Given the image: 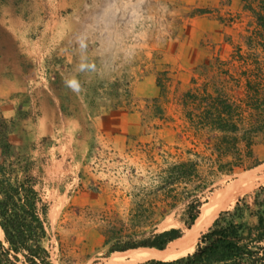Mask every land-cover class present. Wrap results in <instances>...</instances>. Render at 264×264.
Segmentation results:
<instances>
[{
    "label": "rangeland",
    "instance_id": "obj_1",
    "mask_svg": "<svg viewBox=\"0 0 264 264\" xmlns=\"http://www.w3.org/2000/svg\"><path fill=\"white\" fill-rule=\"evenodd\" d=\"M246 2L252 0H0V124L16 129L2 141L44 171L53 264H105L131 224L174 226L164 209L188 190L207 186L208 200L260 176L245 194L252 203L264 188V86L256 96L245 77L222 84L229 68L240 77L239 63L215 61H228L237 46L250 61L264 56L242 39L254 27ZM168 45L180 49L179 63H167ZM81 62L91 67L81 72ZM255 68L246 69L252 76ZM73 76L79 92L65 84ZM204 89L220 98L222 124L235 131L202 129L210 127ZM158 106L164 113L154 117ZM23 127L34 152L17 132ZM215 141L237 144L220 153L233 166L208 167ZM189 161L199 173L177 178L176 165Z\"/></svg>",
    "mask_w": 264,
    "mask_h": 264
},
{
    "label": "trees",
    "instance_id": "obj_2",
    "mask_svg": "<svg viewBox=\"0 0 264 264\" xmlns=\"http://www.w3.org/2000/svg\"><path fill=\"white\" fill-rule=\"evenodd\" d=\"M244 8L251 13L254 27L249 36H243L242 39L248 48L260 47L264 51V0H252L249 4L246 2ZM251 58L252 55L247 58L242 54V46L236 47L228 61L216 58L215 61L223 66L235 68V64L239 63L238 70L241 71L240 77L234 79L235 75L229 74V68L222 84L227 85L232 80L240 85L241 78L245 77L246 88L258 96L264 86V56L250 61ZM251 65L256 67L252 76L250 69H246ZM157 85L162 94L164 86L160 84V80ZM206 91L204 89L206 96L203 101L208 109L204 116L210 127L202 129L213 132L235 131V126L229 128L222 124L224 119L221 115L225 113L217 111L216 103L220 98H213ZM163 113L162 107L158 106L153 116L161 117ZM10 124H0V264H53L47 248L50 238V207L43 198L44 171L31 156H15L13 145L2 141L16 131L9 127ZM25 125L29 130L32 129L31 124ZM26 127L17 132L30 152H34L36 145L33 139H28ZM229 148L237 149V144L231 148V145L224 142L209 143V149L217 156L205 158L208 167L233 166L232 161L220 156L222 151H228ZM193 155L199 158L198 154ZM176 168L177 178L186 180L199 173L196 161L181 163ZM227 174L233 175V171L230 169ZM207 188L209 187L188 190L179 203L177 196L174 197L172 203L164 209L165 215L173 214L175 225L172 227L158 231V224L148 225L147 229L140 224H131V233L127 234L123 245L110 247L105 258L115 252L137 248L169 249L173 242L190 232L199 218L203 206L209 201L204 193ZM229 208L218 213L208 229L200 235L191 252L169 261L153 259L139 264H264V188L259 187L255 191L252 203L248 202V196L245 195Z\"/></svg>",
    "mask_w": 264,
    "mask_h": 264
},
{
    "label": "bare ground",
    "instance_id": "obj_3",
    "mask_svg": "<svg viewBox=\"0 0 264 264\" xmlns=\"http://www.w3.org/2000/svg\"><path fill=\"white\" fill-rule=\"evenodd\" d=\"M261 179L260 176H249L245 179L237 180L232 186L215 193L203 206L202 212L189 230L190 232L188 231L189 233L187 232L186 236L175 241L173 248L165 250L137 248L116 252L105 264H139L153 259L169 261L183 256L193 248L199 236L208 229L219 212L234 204L238 198L252 191L259 185L257 183Z\"/></svg>",
    "mask_w": 264,
    "mask_h": 264
},
{
    "label": "crops",
    "instance_id": "obj_4",
    "mask_svg": "<svg viewBox=\"0 0 264 264\" xmlns=\"http://www.w3.org/2000/svg\"><path fill=\"white\" fill-rule=\"evenodd\" d=\"M194 22H196V21H194ZM194 22H192V24H195ZM192 31L193 30H195L194 28H190ZM179 47L181 48L182 47V50H183V47L184 46H182L181 44H179ZM167 53L165 54V56L167 57H165V59H167V63H170V64H177V63H179V56H180V54H178V51L180 50L179 48H175V50H173V49H171L170 48V46L168 45L167 47ZM188 49L189 48H187L186 49V51H188ZM191 49V51H194V47L193 48H190ZM175 51H177L176 53H175ZM174 54V55H173ZM192 54V53H191ZM192 56H193V54H192ZM219 58H220V56H219ZM195 58H193V60H194ZM180 63L181 64H192V63H194L193 61H190V60H187V61H184V60H180Z\"/></svg>",
    "mask_w": 264,
    "mask_h": 264
},
{
    "label": "clouds",
    "instance_id": "obj_5",
    "mask_svg": "<svg viewBox=\"0 0 264 264\" xmlns=\"http://www.w3.org/2000/svg\"><path fill=\"white\" fill-rule=\"evenodd\" d=\"M80 46H81V48L86 47V45H84V44H81ZM90 67H91V65H89L87 63H84V62H81L79 64V66H78V70L81 71V72H83V71L87 70ZM65 84H66V86L69 89H71L74 92H79L80 87H81L80 81L78 79H76L74 76L72 78L67 79L65 81Z\"/></svg>",
    "mask_w": 264,
    "mask_h": 264
}]
</instances>
